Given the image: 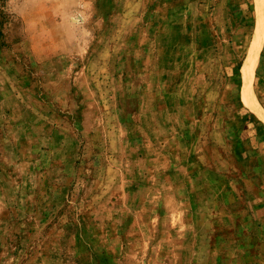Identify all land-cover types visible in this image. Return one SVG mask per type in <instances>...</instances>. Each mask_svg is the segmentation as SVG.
Masks as SVG:
<instances>
[{
	"label": "rangeland",
	"instance_id": "rangeland-1",
	"mask_svg": "<svg viewBox=\"0 0 264 264\" xmlns=\"http://www.w3.org/2000/svg\"><path fill=\"white\" fill-rule=\"evenodd\" d=\"M6 2L0 264H264V42L253 103L243 73L257 0L137 1L113 17L111 63L100 43L44 64Z\"/></svg>",
	"mask_w": 264,
	"mask_h": 264
},
{
	"label": "crops",
	"instance_id": "crops-1",
	"mask_svg": "<svg viewBox=\"0 0 264 264\" xmlns=\"http://www.w3.org/2000/svg\"><path fill=\"white\" fill-rule=\"evenodd\" d=\"M134 1L144 3L146 0ZM128 2L129 0H7L6 10L20 22L19 49L35 64L49 62L54 55H64V48H90L92 45L98 48L100 43L104 47L105 54L107 50L104 62L111 63L113 32H115L113 17H121L122 22L125 20L123 16L126 18L139 14V4L136 3L129 11ZM159 15L160 13L152 11L150 18L152 20ZM169 16H171V11L167 10L165 15L160 17ZM101 21H103L102 25ZM123 25H119V38L122 41L126 39L123 34ZM102 26L103 36L96 41L95 33L100 31ZM72 32H79L84 36L81 35V40H79L77 35L73 36ZM89 32L93 33L92 39L86 37ZM65 33L68 35L65 36ZM160 37L166 39L165 35ZM2 51L0 50V60L4 55ZM0 95L16 97L15 91L9 84L0 87ZM14 99L17 103V98ZM154 144L157 143H151L152 146ZM173 180L174 182L180 181L179 173Z\"/></svg>",
	"mask_w": 264,
	"mask_h": 264
},
{
	"label": "bare ground",
	"instance_id": "bare-ground-1",
	"mask_svg": "<svg viewBox=\"0 0 264 264\" xmlns=\"http://www.w3.org/2000/svg\"><path fill=\"white\" fill-rule=\"evenodd\" d=\"M257 24L258 29L255 33V37L251 44L247 59L245 61V65L243 68L244 79H245V95L247 99L253 103V94H252V77L255 66L258 61V57L263 46L264 42V0H257ZM257 27V26H256Z\"/></svg>",
	"mask_w": 264,
	"mask_h": 264
}]
</instances>
